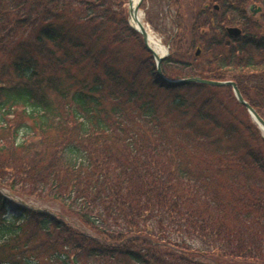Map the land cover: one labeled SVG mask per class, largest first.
I'll use <instances>...</instances> for the list:
<instances>
[{"label": "trees", "instance_id": "trees-1", "mask_svg": "<svg viewBox=\"0 0 264 264\" xmlns=\"http://www.w3.org/2000/svg\"><path fill=\"white\" fill-rule=\"evenodd\" d=\"M126 1L0 0V189L66 207L7 219L0 190V264H264L263 132L229 86L162 82ZM141 9L167 78L264 119V0Z\"/></svg>", "mask_w": 264, "mask_h": 264}, {"label": "water", "instance_id": "water-1", "mask_svg": "<svg viewBox=\"0 0 264 264\" xmlns=\"http://www.w3.org/2000/svg\"><path fill=\"white\" fill-rule=\"evenodd\" d=\"M143 0H139L137 5L132 6L131 0H128V16H129V24L130 26L138 32L143 39V42L145 44V47L147 50L152 54L154 62H155V68L158 77L161 79L162 82H164L166 85L169 86H178V85H184L188 83H198L208 86H214V87H222V86H229L232 88L234 96L236 100L245 107L249 115L251 116L252 120L258 125V127L264 132V120L259 116V114L256 112V110L243 98L242 94L240 93L236 83L234 81L225 80V81H219V80H208V79H201V78H183V79H169L167 78L161 69L162 62L167 58L169 55V46L166 45L165 47V53L163 55H158L155 53L150 46L148 45V34L145 31L143 27L135 28L130 23V17L136 16L140 10V6L142 4ZM217 8V7H215ZM253 11V8H251ZM226 32L231 37H237L241 34V30L237 27H227ZM199 54V51L197 52V55Z\"/></svg>", "mask_w": 264, "mask_h": 264}, {"label": "rangeland", "instance_id": "rangeland-1", "mask_svg": "<svg viewBox=\"0 0 264 264\" xmlns=\"http://www.w3.org/2000/svg\"><path fill=\"white\" fill-rule=\"evenodd\" d=\"M125 7L127 8L128 7V0L126 1L125 3ZM143 12V20H144V23L146 24L147 22L145 21V11L142 9L141 10ZM174 12L172 11V14ZM259 13H257L254 17H259L258 16ZM149 28V30L160 40L163 42V36H159V34H157L155 32L154 29L150 28L149 24L147 23L146 24ZM165 46V45H164ZM199 50V48H196L195 51L197 52ZM142 83V82H141ZM144 85H137V89H141L143 88ZM150 92H152V90H150ZM154 93V92H153ZM154 103H156V105L158 106H170V108L174 111H179V108L177 107H174L172 104H170L168 101H167V98L166 96L162 93L159 98H156L154 96H152V99ZM1 192H3L4 194H6V196L9 198V201L11 202L10 204V207H9V211L6 215V218L7 219H11L12 216L14 215H18V206H26L28 208H32V209H35V210H39V211H43L45 213H48V214H51V215H54L55 217H59V214L62 213L63 210H65V206L60 204L59 201H55L54 199H50V198H37V197H18L17 195H9V192L5 189H0Z\"/></svg>", "mask_w": 264, "mask_h": 264}, {"label": "bare ground", "instance_id": "bare-ground-1", "mask_svg": "<svg viewBox=\"0 0 264 264\" xmlns=\"http://www.w3.org/2000/svg\"><path fill=\"white\" fill-rule=\"evenodd\" d=\"M139 0H131L132 6L137 5ZM130 23L133 27L139 28L143 27L148 34V45L150 48L158 55H163L165 53V47L162 45L161 41L149 30L148 26L144 23L143 14L141 11L138 12L136 16L130 17Z\"/></svg>", "mask_w": 264, "mask_h": 264}]
</instances>
